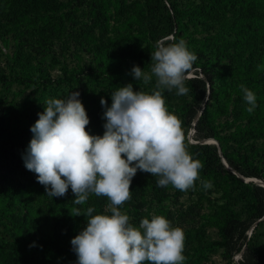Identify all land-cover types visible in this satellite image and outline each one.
Segmentation results:
<instances>
[{"label":"rangeland","instance_id":"rangeland-1","mask_svg":"<svg viewBox=\"0 0 264 264\" xmlns=\"http://www.w3.org/2000/svg\"><path fill=\"white\" fill-rule=\"evenodd\" d=\"M148 1L35 0L26 7H14L9 0H0V72L8 76L30 74L35 81L31 85L0 81V189L13 185L19 189L21 197L13 211L0 199V252L9 255V264H25L19 259L21 255L36 259L39 264H56L58 258L48 239L58 238L73 209L78 208L84 214L88 207H93V215L111 214L105 212L108 205L101 208L97 198L91 196L83 205H75L74 199L65 197L61 207H52L41 186L28 184L23 160L26 145L14 146L13 141L19 135L26 136L24 132L39 119L38 114L44 111L47 99H64L76 91L67 82H54L45 88L41 73L57 78L63 75L61 67L64 65L81 67L86 82L83 101L97 103L105 98L108 106L112 103L111 93L117 87L129 83L134 91L140 88L151 91L155 87V77L145 85L132 74L134 66L150 73L151 61L146 58L151 59L157 44L152 43V50L138 56L141 48L150 43L149 27L154 16ZM172 1L186 11L192 8L195 14L189 22L188 12L187 26H182V30L175 27L157 42L174 40L175 33L180 32L178 41L183 39L200 63L187 76L202 77L203 68L211 74L218 100L206 97L201 108L206 104L215 114V125L221 135L256 125L249 120L251 115L246 109L250 105L240 85L255 93L258 104L264 94V0ZM166 2L172 8L170 0ZM17 55H22L23 59H16ZM166 106L180 118L179 102ZM193 125L194 122L189 126L182 122L187 151L191 144L198 142L193 137ZM29 135L31 141L33 133ZM236 138L242 135L229 140V152H233L231 147ZM248 142H255L254 147L263 151L264 137L251 138ZM245 179L258 183L256 177ZM211 185L206 189L201 183L197 188L180 191L169 184L160 194L147 190L143 197L131 195V199L119 207L130 217L129 222L134 227H139L144 218L151 219L153 214L163 215L174 227H181L185 233L184 264H241V250H235L229 258L221 247L212 251L206 248L208 242L219 239L218 225L227 199L219 187ZM241 205L238 203L239 208ZM29 207L38 213L44 227L38 233L29 231L27 238L22 239L11 218H22ZM72 217L80 225L69 238H74L87 226L86 216ZM252 234L250 228L247 235ZM253 235L264 255V222ZM66 264L77 262L69 256Z\"/></svg>","mask_w":264,"mask_h":264},{"label":"clouds","instance_id":"clouds-1","mask_svg":"<svg viewBox=\"0 0 264 264\" xmlns=\"http://www.w3.org/2000/svg\"><path fill=\"white\" fill-rule=\"evenodd\" d=\"M196 59L183 39L157 42L150 73L139 66L132 69L145 85L155 77V87L151 91H134L131 83L117 87L111 93V106L102 98L103 136L86 130L90 119L78 91L64 99H47L38 114L23 160L46 194L62 197L71 188L75 205L85 204L90 194L110 201L105 209L110 215H93V207L84 214L78 208L71 212L87 217V226L71 240L77 264H184L181 227L155 214L134 227L119 206L131 199L138 170L158 177V187L171 184L180 191L199 179L203 164L187 151L182 121L168 110L162 94L165 88L177 89V95L188 94L185 80ZM240 88L251 114L257 107L256 95L244 85ZM211 186L203 182L204 188Z\"/></svg>","mask_w":264,"mask_h":264},{"label":"trees","instance_id":"trees-1","mask_svg":"<svg viewBox=\"0 0 264 264\" xmlns=\"http://www.w3.org/2000/svg\"><path fill=\"white\" fill-rule=\"evenodd\" d=\"M11 6L14 7H26L35 0H9ZM167 0H149L148 6L153 13V19L150 23V43L141 48L138 56L147 54L149 50L153 49V44H156L164 34H170L177 27L180 30L182 26H187L188 21H185L186 14L189 12V22L192 20V15L195 13L193 9L189 7V11L182 9L179 5L170 0L172 8L167 6ZM167 3V4H166ZM172 12V13H171ZM190 28V27H189ZM180 37V32L175 33V39H168L164 43L177 42ZM16 59H23L22 55H17ZM147 61H151L150 58H146ZM135 64H138L135 62ZM200 64L199 61L193 63L191 69ZM63 75L57 78L47 77L46 74L41 73L42 84L45 88L49 87L52 83L67 82L76 88V91L80 93L79 99L82 101L87 114L90 119V123L87 126V131L91 135L103 136L105 132L104 124L106 123L103 118L104 107L101 105V100L97 103L84 102L83 93L85 92L86 82L85 77L81 74L83 69L81 67L70 68L67 65L61 67ZM203 76H187L185 80V86L189 89L187 95H177V89L173 88L171 91L164 89L162 94L165 98L166 104L170 105L171 102H179L177 109L180 115V120L186 125H191L194 122L195 132L193 137L198 142H195L189 146L188 152L192 155L193 159L199 160L203 167L199 170V179L195 181L193 188H197L204 181H208L217 187H219L223 195L227 197L225 205L222 207L223 218L218 225L219 239L210 241L206 244V248L214 250L215 247L223 248V252L226 257L231 258L234 251H242L241 264H264V255L259 248L256 236L253 235L254 231L264 222V186L256 183L253 179L249 178H262L264 179V149L255 148V142H248L251 138L264 137V94L259 97V103L257 108L254 109L255 116L249 117L251 122H255L256 125H252L249 128H244L242 131L238 130L233 133H221L217 130L215 125L216 116L210 111L208 105H204L201 108L203 100L208 99L218 100V91L214 85V80L209 71L203 68ZM88 76V75H87ZM20 81L28 82L29 85L34 83V79L30 74H17L7 75L0 72V81ZM260 96V95H259ZM105 99V98H104ZM222 111H225L223 106H220ZM197 120L195 121V118ZM261 118V119H260ZM31 125H28L27 131H25V137L17 136V139L13 141L14 146L26 145V149L30 143L29 134L31 133ZM237 134H241L242 138L235 139V145H232L233 152H229V140ZM208 137H214L219 140L221 151L215 143L202 142L203 139ZM223 158L227 161L232 169L226 167L223 162ZM26 176L28 184L30 186L39 185L44 190L45 198L50 199L52 207H61V202L67 199H75L76 197L69 188L67 194L62 197H50L46 194V189L37 181V176L34 172L26 169ZM158 177L152 176L150 173L142 171L137 172V175L133 178L131 184V195L135 197H143L147 190H152L155 193L160 194L163 187L157 186ZM138 181V185L136 182ZM7 189H0V199L6 202L7 208L13 211L16 204L20 201L19 189L13 185H6ZM89 196L97 198L99 206L102 208L104 205H108L110 201L107 197H98L94 194ZM140 203V202H139ZM238 203H241L239 208ZM138 204V203H137ZM28 207V203H26ZM27 213L22 218L13 216L11 222L15 223L16 231L19 237L22 239L27 238L29 231L34 230L35 233L43 230L44 224L39 219L38 213L34 210L27 208ZM66 212V211H65ZM66 214H68L66 212ZM80 225L79 221H75L74 218L68 214L67 221L59 231L58 238L48 239L53 254L58 258L56 264H66L67 257H73L78 261V257L73 250L71 240L68 236H73L76 232V227ZM252 228V235L248 237L247 231ZM9 255L5 251L0 252V264H9ZM19 259L25 264H39L36 259H30L27 255L19 256Z\"/></svg>","mask_w":264,"mask_h":264},{"label":"water","instance_id":"water-1","mask_svg":"<svg viewBox=\"0 0 264 264\" xmlns=\"http://www.w3.org/2000/svg\"><path fill=\"white\" fill-rule=\"evenodd\" d=\"M196 120H197V117L195 118V121H196ZM202 142L215 143V144H217L218 147H219V151H220V153H222L220 143H219L216 139H214V138H207V139L203 140ZM223 162L225 163L226 167H228L229 169H232V168L229 166V164L227 163V161L225 160V158H223ZM232 170H233V169H232ZM233 171H234V170H233ZM257 181H258L259 184H261L262 186H264V183L261 182V181H263V180H259V179H257ZM263 182H264V181H263ZM251 231H252V228H251ZM241 254H242V252H241Z\"/></svg>","mask_w":264,"mask_h":264},{"label":"bare ground","instance_id":"bare-ground-1","mask_svg":"<svg viewBox=\"0 0 264 264\" xmlns=\"http://www.w3.org/2000/svg\"><path fill=\"white\" fill-rule=\"evenodd\" d=\"M262 183H264L263 181H261Z\"/></svg>","mask_w":264,"mask_h":264}]
</instances>
